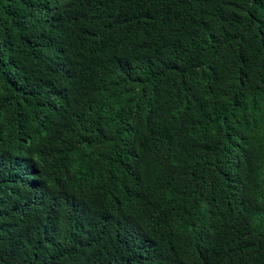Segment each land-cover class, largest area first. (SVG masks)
Returning <instances> with one entry per match:
<instances>
[{
  "label": "trees",
  "instance_id": "trees-1",
  "mask_svg": "<svg viewBox=\"0 0 264 264\" xmlns=\"http://www.w3.org/2000/svg\"><path fill=\"white\" fill-rule=\"evenodd\" d=\"M0 264H264V0H0Z\"/></svg>",
  "mask_w": 264,
  "mask_h": 264
},
{
  "label": "clouds",
  "instance_id": "clouds-1",
  "mask_svg": "<svg viewBox=\"0 0 264 264\" xmlns=\"http://www.w3.org/2000/svg\"><path fill=\"white\" fill-rule=\"evenodd\" d=\"M48 121V128L53 127L57 123V119L54 117H47ZM25 142L27 146H30L32 148H37L40 146H43L44 143V135L41 136L37 131L30 132L29 136L25 138ZM113 171V168H109V172L111 173ZM63 188V187H62ZM65 189V188H64ZM131 189H122L119 190L118 187V181L116 184L115 190L109 192L105 189H102L94 197H88V199L85 201L93 210L97 211L99 208H106L107 203V194L114 193L116 194L115 198V204L114 209L122 210L125 208H133L132 205H134L135 201L132 203H127L129 200V197L131 195ZM66 190V189H65ZM127 210V213L119 220L120 223L128 224V219L134 218L137 215H141L145 220L150 221L149 217L146 216L145 211L140 209H125ZM227 215L231 217H235L230 211H227ZM156 223V222H155ZM155 223H152V225H155ZM193 232L194 237L197 238L196 245L201 249L203 253H207L209 251V247L212 246L213 240H214V233L210 230L207 232H202L200 227L197 225H193Z\"/></svg>",
  "mask_w": 264,
  "mask_h": 264
}]
</instances>
